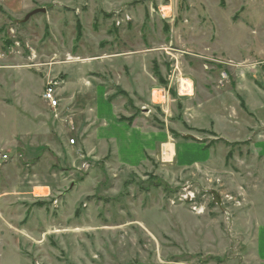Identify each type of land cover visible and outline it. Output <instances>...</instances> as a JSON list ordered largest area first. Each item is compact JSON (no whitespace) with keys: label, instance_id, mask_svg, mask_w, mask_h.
Instances as JSON below:
<instances>
[{"label":"rangeland","instance_id":"obj_1","mask_svg":"<svg viewBox=\"0 0 264 264\" xmlns=\"http://www.w3.org/2000/svg\"><path fill=\"white\" fill-rule=\"evenodd\" d=\"M254 47L264 0L0 3V264H264V160L198 112Z\"/></svg>","mask_w":264,"mask_h":264},{"label":"crops","instance_id":"obj_2","mask_svg":"<svg viewBox=\"0 0 264 264\" xmlns=\"http://www.w3.org/2000/svg\"><path fill=\"white\" fill-rule=\"evenodd\" d=\"M24 2L25 0H0V3L3 4L5 8L12 7L15 4H19V7H22L24 6ZM258 58L264 60V50L261 48L257 50L254 47L253 50H251L248 54L247 61H255ZM131 59L132 63H137L140 65L148 63L147 58L143 57H132ZM188 65L190 66L192 64L189 62ZM209 67L210 66L208 64H204L203 73L209 75L210 79L212 80L211 86L213 87V90L210 92L209 87H204L203 91H198V112L200 114V119L202 118V114L203 118L207 119L208 113L213 112L211 114L214 115V122L217 120L216 124L214 125V132L218 136L220 135V137H223L224 140H249L247 142V147L250 149V151L253 150L255 153H257V155L262 156L264 160V152L259 153L258 150L260 149L256 147L257 142L253 141H264V65L260 68H258V66L254 67V64L252 67L250 65L244 67L236 74V83H232L231 87L223 89L217 84V78L220 77V71L224 70L225 68L222 67L219 68L220 70H217L215 69V66H211V68ZM122 70L125 72V65ZM135 72L139 74L140 70H135ZM190 79L193 82L194 80L196 81L195 74H191ZM158 86L161 87V85L155 84L151 87V89L148 88V96H150L152 89H159L160 87L158 88ZM215 100L219 101L220 110L207 112L206 107L211 105ZM46 103L48 104V102ZM189 106L191 105L189 104ZM48 107L51 112V117L53 118L55 115L54 109L51 108L49 104ZM137 112L138 110L136 109L133 113H130V116H123V118L128 122H130L129 118H133L131 122L135 124L138 118ZM195 114H197V111H195ZM54 119H56V117H54ZM205 119L202 122H205ZM198 126L200 127L201 125ZM258 173L259 172H256L255 175H258Z\"/></svg>","mask_w":264,"mask_h":264},{"label":"built area","instance_id":"obj_3","mask_svg":"<svg viewBox=\"0 0 264 264\" xmlns=\"http://www.w3.org/2000/svg\"><path fill=\"white\" fill-rule=\"evenodd\" d=\"M163 11V10H162ZM163 12H165V10L163 11ZM227 76L223 73L222 74V80H225V78H226ZM55 84L56 83H51V82H48L47 84H46V87H45V90H44V93H43V99L46 101V102H48V104L50 105V107L51 108H53L54 109V117H58V115H57V109H58V107H59V100H58V98H57V96H56V87H55ZM161 89L159 88V89H157L156 91L158 92V93H161V95H162V97L164 96L163 95V93H162V91H160ZM153 99V98H152ZM154 100V99H153ZM71 143H75V140L74 139H72L71 140ZM5 158H7V155H5L4 156Z\"/></svg>","mask_w":264,"mask_h":264},{"label":"water","instance_id":"obj_4","mask_svg":"<svg viewBox=\"0 0 264 264\" xmlns=\"http://www.w3.org/2000/svg\"><path fill=\"white\" fill-rule=\"evenodd\" d=\"M47 10L45 7H41V8H36L32 11H30L24 18L23 21L28 20L30 17H32L33 15L37 14V13H45ZM73 185V184H72Z\"/></svg>","mask_w":264,"mask_h":264},{"label":"bare ground","instance_id":"obj_5","mask_svg":"<svg viewBox=\"0 0 264 264\" xmlns=\"http://www.w3.org/2000/svg\"><path fill=\"white\" fill-rule=\"evenodd\" d=\"M181 86H184V82H181ZM159 94V93H158ZM155 96V95H154ZM157 96V95H156ZM160 96V95H159ZM158 97V96H157ZM170 148V149H169ZM164 154H166V157H171L172 155V145H164L163 148Z\"/></svg>","mask_w":264,"mask_h":264},{"label":"trees","instance_id":"obj_6","mask_svg":"<svg viewBox=\"0 0 264 264\" xmlns=\"http://www.w3.org/2000/svg\"><path fill=\"white\" fill-rule=\"evenodd\" d=\"M125 94V93H124ZM123 120H125L123 117H122ZM133 120V118H129V121L131 122Z\"/></svg>","mask_w":264,"mask_h":264}]
</instances>
